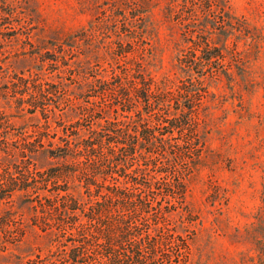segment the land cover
I'll use <instances>...</instances> for the list:
<instances>
[{"label":"rangeland","instance_id":"obj_1","mask_svg":"<svg viewBox=\"0 0 264 264\" xmlns=\"http://www.w3.org/2000/svg\"><path fill=\"white\" fill-rule=\"evenodd\" d=\"M216 1L208 12L216 27L206 35L199 32L206 0H0V169L23 145L35 150L29 158L37 169L51 162L43 150L54 129L40 113H27L30 79L45 88L62 81L75 96L91 77L133 67L167 87L186 86L203 94L204 143L186 199L196 219L188 264H264V0ZM206 37L217 48L226 41L222 57L191 64V48ZM118 42L137 53L129 66L113 59ZM76 113H49V124ZM26 201L17 194L5 207L24 236L13 243L0 236V264H61L59 244L31 226Z\"/></svg>","mask_w":264,"mask_h":264},{"label":"trees","instance_id":"obj_2","mask_svg":"<svg viewBox=\"0 0 264 264\" xmlns=\"http://www.w3.org/2000/svg\"><path fill=\"white\" fill-rule=\"evenodd\" d=\"M216 2L206 0L202 34L216 27L208 13ZM210 40L191 48V64L222 57L226 41L217 48ZM118 43L113 59L129 66L137 53ZM205 51V58L199 56ZM91 78L75 96L62 81L45 88L40 79L29 80L34 97L27 113H40L54 129L47 148L40 145L51 162L37 169L29 158L35 150L23 145L13 164L0 169V236L9 243L24 236L22 225L5 210L20 194L31 211V226L59 244L61 264H188L196 219L186 199L204 148L197 115L202 92L167 87L133 67L115 70L108 79ZM19 81L29 89L28 80ZM19 103L23 107L24 101ZM70 107L77 110L75 120L49 124V113Z\"/></svg>","mask_w":264,"mask_h":264}]
</instances>
